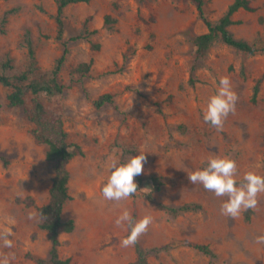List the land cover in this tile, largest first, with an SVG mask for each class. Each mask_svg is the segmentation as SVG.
Instances as JSON below:
<instances>
[{
	"label": "rangeland",
	"instance_id": "rangeland-1",
	"mask_svg": "<svg viewBox=\"0 0 264 264\" xmlns=\"http://www.w3.org/2000/svg\"><path fill=\"white\" fill-rule=\"evenodd\" d=\"M205 1V15L217 21L233 0ZM249 3L254 11H236L232 17L240 22L228 30L263 48L264 0ZM56 5L57 0H0V62L10 60L8 75L29 65L26 32L34 52L29 77L50 74L62 53L55 39ZM61 18L64 38H80L68 43L58 77L62 93L39 98L49 113L62 116L68 141L82 154L68 164L71 199L62 218H73L75 226L60 234L59 256L70 257L69 264L134 260V246L119 244L127 232L115 224L127 209L134 219L153 218L138 240L151 264H264V244L255 242L264 233V194L255 210L232 219L220 212L225 197L187 178L210 156L234 159L237 181L258 161L262 166L255 170L264 176V51L248 54L217 38L197 57L194 39L206 27L190 0H90L67 5ZM88 62L87 72L76 70ZM221 76L230 78L239 99L218 132L203 121L202 107ZM10 91L0 84V155L7 158L6 165L0 161V229L11 226L14 246L0 247V254H11L12 264H37L32 257L46 259L49 240L42 218L28 217L47 202L54 165L45 159L46 145L32 134V96L24 97L23 106H10ZM104 93L111 101L95 106ZM139 151L147 160L144 173L134 178L135 196L105 201L107 157L126 159ZM183 204L193 209H168ZM184 239L207 244L211 254L182 245Z\"/></svg>",
	"mask_w": 264,
	"mask_h": 264
},
{
	"label": "trees",
	"instance_id": "trees-1",
	"mask_svg": "<svg viewBox=\"0 0 264 264\" xmlns=\"http://www.w3.org/2000/svg\"><path fill=\"white\" fill-rule=\"evenodd\" d=\"M89 1L90 0H57L54 16L56 23L55 39L62 45V53L56 59L55 65L48 76L29 77L34 61V52L29 32H26L24 36L30 60L29 65L18 74L8 75L7 71L11 68L10 60L7 58L0 62V84L11 88L10 93L7 95L8 104L10 106H23L25 103L24 97L28 93L32 96L30 100V108L27 110L28 119L34 125L32 134L37 141L46 145L44 154L45 159L52 162L54 165V173L48 189V200L45 204L36 206V210L40 213L42 218L40 228L46 231L49 240L48 257L46 259L32 257L37 264H69L70 262V257L61 258L59 256V236L62 233L71 232L75 226L73 218H62V210L64 204L71 199L68 192V164L74 156L77 154L81 155L82 152L78 144L68 141V134L64 128L62 116L60 114L49 113L46 110L44 103L39 98V94L44 93L45 95L53 96L62 93L64 86L59 82L58 77L68 51V43L69 41H74L80 38V36H73L69 39L64 38L63 21L61 16L67 5L74 3H87ZM190 1L194 4L199 18L203 21L206 27V31L198 34L194 39L195 54L197 57L204 56L211 43L217 38L225 44L248 54L264 51V47L257 48L253 43H249L243 39L234 38L228 30L230 25L238 24L240 22L232 17L236 11L240 9L254 11L249 0H233L227 6L225 13L217 21H212L205 15V0ZM4 21L5 17L3 18L2 23ZM104 21H107V17H105ZM90 64L91 62L82 63L76 67V70L87 72L90 68ZM261 81L262 78H259L253 86L252 102L256 101ZM111 98L112 96L109 93H104L94 101V105L100 107L102 104L110 102ZM0 161L5 165L7 164V158L2 155H0ZM137 181H140V178H137ZM240 181L241 180L238 182ZM133 196H135V194ZM28 199L31 204V199ZM168 209L173 212H181L192 210L193 206L190 204H183L176 207H169ZM132 216L135 218L134 213ZM181 244L198 250L201 253L207 255L211 254V250L207 244L192 242L187 239L182 240ZM134 251V260L127 262L126 264H151L147 259L146 250L141 247L138 242L134 245Z\"/></svg>",
	"mask_w": 264,
	"mask_h": 264
},
{
	"label": "clouds",
	"instance_id": "clouds-1",
	"mask_svg": "<svg viewBox=\"0 0 264 264\" xmlns=\"http://www.w3.org/2000/svg\"><path fill=\"white\" fill-rule=\"evenodd\" d=\"M238 95L233 89L228 76L219 77L214 93L208 97L202 107V118L205 123L218 132L224 130V122L230 114L236 112ZM131 107V101L128 108ZM147 157L145 151L137 155L121 159L116 154L107 157L104 169L107 177L101 188L105 201H122L133 196L138 188L135 177L144 173V163ZM262 165L258 161L254 169L244 172L240 182L236 179V161L228 156H210L206 166L187 172L188 180L193 184H200L216 197H225L220 212L222 215L236 219L243 211L255 210L258 206V196L264 194V176L255 169ZM40 213H29V219H35ZM153 223L150 215L134 219L129 210L124 209L115 219V224L123 228L127 235L120 239L122 248L134 246L139 238L147 232ZM11 226L0 229V247L13 248ZM257 244H264V233L255 237ZM11 254H0V264H12Z\"/></svg>",
	"mask_w": 264,
	"mask_h": 264
}]
</instances>
